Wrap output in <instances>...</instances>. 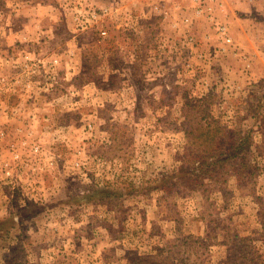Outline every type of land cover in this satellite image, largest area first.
<instances>
[{"label": "rangeland", "instance_id": "obj_1", "mask_svg": "<svg viewBox=\"0 0 264 264\" xmlns=\"http://www.w3.org/2000/svg\"><path fill=\"white\" fill-rule=\"evenodd\" d=\"M232 5L227 43L189 0H0V264H264V0Z\"/></svg>", "mask_w": 264, "mask_h": 264}, {"label": "built area", "instance_id": "obj_2", "mask_svg": "<svg viewBox=\"0 0 264 264\" xmlns=\"http://www.w3.org/2000/svg\"><path fill=\"white\" fill-rule=\"evenodd\" d=\"M198 13L205 14L212 24H215L219 37L225 42L231 43L227 25L218 21V15L227 8L233 6L235 0H189Z\"/></svg>", "mask_w": 264, "mask_h": 264}, {"label": "crops", "instance_id": "obj_3", "mask_svg": "<svg viewBox=\"0 0 264 264\" xmlns=\"http://www.w3.org/2000/svg\"><path fill=\"white\" fill-rule=\"evenodd\" d=\"M240 3V2H239ZM241 6V5H240ZM239 6V7H240ZM241 8V7H240ZM236 10H240L238 7H234V8H231V10L229 9L228 11V16H227V19L228 20H234V18L237 16L235 13H236ZM231 22V21H230Z\"/></svg>", "mask_w": 264, "mask_h": 264}]
</instances>
